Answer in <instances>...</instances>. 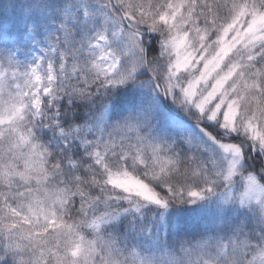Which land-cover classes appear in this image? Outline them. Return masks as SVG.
I'll return each instance as SVG.
<instances>
[{"label":"snow or ice","instance_id":"obj_1","mask_svg":"<svg viewBox=\"0 0 264 264\" xmlns=\"http://www.w3.org/2000/svg\"><path fill=\"white\" fill-rule=\"evenodd\" d=\"M0 264H264V0H0Z\"/></svg>","mask_w":264,"mask_h":264}]
</instances>
